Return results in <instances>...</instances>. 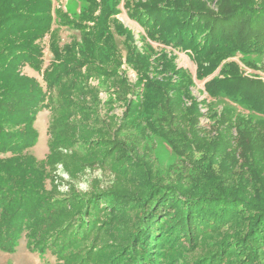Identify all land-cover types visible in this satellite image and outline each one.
I'll return each instance as SVG.
<instances>
[{"label": "trees", "instance_id": "trees-1", "mask_svg": "<svg viewBox=\"0 0 264 264\" xmlns=\"http://www.w3.org/2000/svg\"><path fill=\"white\" fill-rule=\"evenodd\" d=\"M83 2L74 19L51 0H0V249L25 240L49 264H264V83L228 64L205 91L247 116L229 109L203 125L190 73L165 53L190 52L202 81L228 58L264 55V0ZM121 4L139 39L115 17ZM95 106H126L130 120ZM127 128L161 137L178 169L156 179L123 146Z\"/></svg>", "mask_w": 264, "mask_h": 264}, {"label": "rangeland", "instance_id": "rangeland-1", "mask_svg": "<svg viewBox=\"0 0 264 264\" xmlns=\"http://www.w3.org/2000/svg\"><path fill=\"white\" fill-rule=\"evenodd\" d=\"M54 5L55 12L58 11L59 8L66 11L72 18L78 19L80 14L86 8V4L83 2L84 0H51ZM210 1L212 7H214L215 0H207ZM213 4H212V3ZM118 15L115 17L119 19L124 25L132 30L136 34V38L139 39V33L142 31V28L134 21H131L127 16L126 8L121 4L117 8ZM70 34L67 33L66 36ZM63 35V34H62ZM64 37V36H63ZM67 39V37H64ZM45 47V61L46 63L49 62V48H48V40L46 39L44 42ZM141 47V45H140ZM144 47V46H143ZM165 53L172 61L174 66L177 69H182L187 73H190V76L193 79V87L192 93L195 97L199 99V101L203 102L202 105V113H204V117L201 119L203 125H208L211 122L210 116L218 114L221 115L224 111L229 109H234L237 115H244L242 110H238L237 108L231 106L229 103L224 101L221 98H209L208 93L205 91V85L207 82L211 81L212 79H217L220 77H228L224 76L222 72L228 68V64L233 63V65H237V69L241 76L247 77L251 80H257L264 83V55L257 56V57H231L226 59L219 68L214 72V74L206 79L205 81L199 80L196 77L197 74V66L194 61V57L190 52H180L176 49L166 48ZM160 52V51H159ZM157 53V52H155ZM155 57V56H154ZM23 73L30 77H35L38 81L42 82V77L35 71L25 68ZM127 80L130 84L136 83L137 77L136 75L128 69ZM98 82L95 83L97 85ZM102 86H100L101 88ZM113 96V95H112ZM101 98V103L105 104L106 100L110 99L107 95V91L103 89L99 95ZM126 106H122L121 108H112L111 106L107 107L104 111L92 108L96 113H108L111 117L118 116V121H126L130 120L128 118H124V114L127 112L125 111ZM92 110H90L91 112ZM252 118H256L251 116ZM51 119V113L48 110H44L38 113L36 121H35V128L38 132V139L36 145L31 150V154L39 161L43 162L47 158L49 154V144H50V136H49V124ZM120 123V122H119ZM115 135V134H114ZM119 138L123 141V146H126L131 153L134 152V155L137 153V150L141 153H144V156L140 158L141 165H149L152 167V174L159 176L160 179L168 177L169 172L175 169H178V159L176 156L170 152L162 140L161 137L154 135L153 133H147L145 136L141 135V130H130L128 128L126 131L121 132L119 134ZM103 148L99 149V152H103L108 150L107 146L103 144ZM114 156L112 160L114 161L116 158L120 157L119 152H114ZM144 158V159H143ZM99 173V172H98ZM94 174H96L94 172ZM93 173H86L85 176L94 175ZM109 174V173H108ZM107 174V176H109ZM90 177V176H89ZM108 178V177H107ZM108 180V179H106ZM79 185L82 188L89 187L87 182L79 181ZM50 254H36L32 253L26 246L25 240H21L15 252L9 253L5 252L0 249V264H49Z\"/></svg>", "mask_w": 264, "mask_h": 264}]
</instances>
